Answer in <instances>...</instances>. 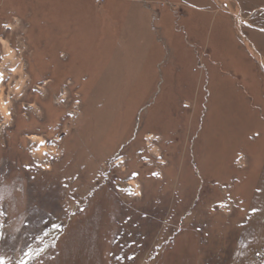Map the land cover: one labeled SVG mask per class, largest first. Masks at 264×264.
Wrapping results in <instances>:
<instances>
[{
	"label": "rangeland",
	"instance_id": "1",
	"mask_svg": "<svg viewBox=\"0 0 264 264\" xmlns=\"http://www.w3.org/2000/svg\"><path fill=\"white\" fill-rule=\"evenodd\" d=\"M220 1L0 0L2 264H264V0Z\"/></svg>",
	"mask_w": 264,
	"mask_h": 264
},
{
	"label": "bare ground",
	"instance_id": "2",
	"mask_svg": "<svg viewBox=\"0 0 264 264\" xmlns=\"http://www.w3.org/2000/svg\"><path fill=\"white\" fill-rule=\"evenodd\" d=\"M218 2H219L221 5H223V7L230 6V5H228L229 2L220 1V0H218ZM235 14H236V17L239 18V20H240V15H239L240 13L237 11ZM239 20H238V22L240 23ZM251 51L253 52L254 50L251 49ZM254 53H255V52H254ZM261 61H262V60H261Z\"/></svg>",
	"mask_w": 264,
	"mask_h": 264
},
{
	"label": "snow or ice",
	"instance_id": "3",
	"mask_svg": "<svg viewBox=\"0 0 264 264\" xmlns=\"http://www.w3.org/2000/svg\"><path fill=\"white\" fill-rule=\"evenodd\" d=\"M0 264H2V262H0Z\"/></svg>",
	"mask_w": 264,
	"mask_h": 264
}]
</instances>
